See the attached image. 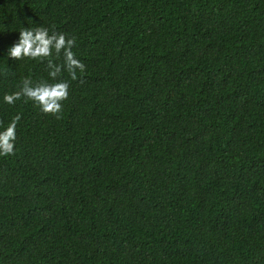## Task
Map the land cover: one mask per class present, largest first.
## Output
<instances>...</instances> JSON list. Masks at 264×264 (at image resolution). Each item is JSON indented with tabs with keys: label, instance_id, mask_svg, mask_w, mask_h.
Segmentation results:
<instances>
[{
	"label": "trees",
	"instance_id": "trees-1",
	"mask_svg": "<svg viewBox=\"0 0 264 264\" xmlns=\"http://www.w3.org/2000/svg\"><path fill=\"white\" fill-rule=\"evenodd\" d=\"M75 37L60 118L22 28ZM61 63L62 57H51ZM0 264H264V0H0Z\"/></svg>",
	"mask_w": 264,
	"mask_h": 264
},
{
	"label": "clouds",
	"instance_id": "clouds-1",
	"mask_svg": "<svg viewBox=\"0 0 264 264\" xmlns=\"http://www.w3.org/2000/svg\"><path fill=\"white\" fill-rule=\"evenodd\" d=\"M76 46L75 37H66L63 33L50 32L49 28L37 26L34 28H22L19 38L7 52L8 58L12 60L47 59L48 75L50 80H42L33 83L32 79L25 77L19 90L5 94L4 102L14 105L17 101L24 99L38 105L45 113L60 118L62 113V102L69 95L70 84L62 78L67 72L71 80L78 79V74H83L86 65L79 60L73 48ZM57 59L62 57L61 63H55L51 57ZM21 119L20 114L12 117L8 125L0 131V156L15 155V141L17 124ZM3 122H0L2 126Z\"/></svg>",
	"mask_w": 264,
	"mask_h": 264
}]
</instances>
